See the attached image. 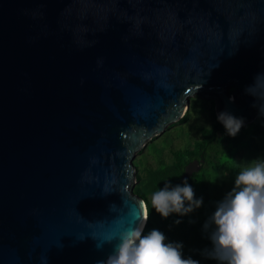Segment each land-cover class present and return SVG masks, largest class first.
<instances>
[{
	"label": "water",
	"instance_id": "obj_1",
	"mask_svg": "<svg viewBox=\"0 0 264 264\" xmlns=\"http://www.w3.org/2000/svg\"><path fill=\"white\" fill-rule=\"evenodd\" d=\"M258 74L264 0H0V264L106 259L147 211L136 154L194 94L264 116Z\"/></svg>",
	"mask_w": 264,
	"mask_h": 264
},
{
	"label": "clouds",
	"instance_id": "obj_2",
	"mask_svg": "<svg viewBox=\"0 0 264 264\" xmlns=\"http://www.w3.org/2000/svg\"><path fill=\"white\" fill-rule=\"evenodd\" d=\"M262 80L264 74H258L246 92L253 95V88ZM260 113L264 114V105L260 106ZM217 119L231 137L244 126L242 117L228 112L219 113ZM151 205L167 219L172 214L185 216L199 209L203 197L196 198L193 187L184 179L182 184L175 186L166 182L152 195ZM135 219L139 220L138 226H129L106 236L105 243L112 244L113 240L117 243L113 245L112 253L97 264H200L191 256L185 258L183 243L167 242L166 235L160 230L154 228L144 234L148 220L146 209ZM174 223L178 225L181 220ZM203 230L211 242V247L200 253L204 258L215 260L217 264H264V159L258 158L240 168L234 186L216 203ZM97 247L102 248L103 244Z\"/></svg>",
	"mask_w": 264,
	"mask_h": 264
},
{
	"label": "rangeland",
	"instance_id": "obj_3",
	"mask_svg": "<svg viewBox=\"0 0 264 264\" xmlns=\"http://www.w3.org/2000/svg\"><path fill=\"white\" fill-rule=\"evenodd\" d=\"M213 105L216 107L215 98H205L199 94L190 97V106L186 112L187 119L169 125L164 132L151 139L136 154L134 158L136 176H140L139 179L136 178L135 186L141 184L144 187V182L149 176L148 168H157L161 161L173 162L175 150L185 146L192 147L194 142L201 138L199 127L202 125L211 126L215 121L211 112ZM241 132L243 133V144L239 146L234 159L227 165H205V163L195 162V165L190 169L191 172L184 178L193 187L195 197H203V205L194 212L185 215L188 219V229L185 232H181L173 224L168 226L170 230L178 234L179 242L184 245L183 253L186 258L191 256L200 261L201 257L198 256V251L209 247L208 241L203 235V225L215 211L216 203L222 200L234 186L235 176L240 168L258 158L264 159V116L259 115L253 122L245 124L241 128ZM226 158L229 159L227 153L224 154L223 159ZM202 167L203 169L200 170ZM166 182L170 181L166 180ZM153 194L149 193L150 199Z\"/></svg>",
	"mask_w": 264,
	"mask_h": 264
},
{
	"label": "trees",
	"instance_id": "obj_4",
	"mask_svg": "<svg viewBox=\"0 0 264 264\" xmlns=\"http://www.w3.org/2000/svg\"><path fill=\"white\" fill-rule=\"evenodd\" d=\"M233 90L234 88H231V91ZM211 112L215 121L211 126L202 125L199 127L201 138L196 140L192 147L185 146L175 150L173 152L175 159L171 163L161 161L157 168H148L149 176L144 182V187L141 184L134 187V192L142 196L147 203L148 220L143 229L145 235L155 228L166 235L167 242H179L178 234L170 230L168 226L173 224L181 232H185L188 229L187 217L172 214L167 219L162 218L155 209H152L149 193H154L163 188L166 180H169L172 184H182L187 165L192 161L198 160L205 163V165H227L234 159L239 146L243 144L241 130L235 137L228 136L224 126L217 119L214 105L211 107ZM186 119L187 113L180 120L183 122ZM225 153H227V156L229 155V159H223ZM202 169L203 167L200 168V170ZM139 176H137L138 179ZM175 220H181V223L177 225L174 223ZM203 235L207 239L209 247H211L207 234L203 232ZM202 250L198 251V256L201 257L200 264H217L215 260L204 258L200 254Z\"/></svg>",
	"mask_w": 264,
	"mask_h": 264
}]
</instances>
